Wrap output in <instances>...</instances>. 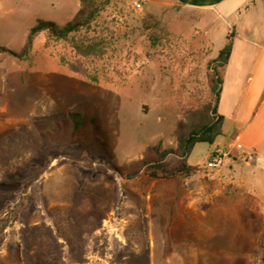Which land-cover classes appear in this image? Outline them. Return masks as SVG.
I'll return each mask as SVG.
<instances>
[{
    "label": "rangeland",
    "instance_id": "obj_1",
    "mask_svg": "<svg viewBox=\"0 0 264 264\" xmlns=\"http://www.w3.org/2000/svg\"><path fill=\"white\" fill-rule=\"evenodd\" d=\"M137 1L97 0L89 27L67 40L40 33L25 59L0 53V264H264V195L236 194L234 179L206 170L224 137L191 150L194 184L142 173L157 149L175 147L184 109L209 98L223 38L212 51L205 13ZM79 7L0 0V46L19 53L37 19L63 25ZM189 185L225 187L230 211L206 219L202 202L190 229L179 195ZM238 198L245 209H232Z\"/></svg>",
    "mask_w": 264,
    "mask_h": 264
},
{
    "label": "crops",
    "instance_id": "obj_2",
    "mask_svg": "<svg viewBox=\"0 0 264 264\" xmlns=\"http://www.w3.org/2000/svg\"><path fill=\"white\" fill-rule=\"evenodd\" d=\"M142 1L152 8L177 6L191 12L205 13L201 26L204 25L206 29L212 51L216 35L223 38L218 52L230 37L231 50L227 63L221 67L222 84L217 104V112L223 117L221 136L224 139L219 141L223 148L216 145L213 150L224 152V166L213 173L212 179L215 182L234 179L236 194H239L240 188L248 185L253 195H264V0ZM216 141L217 138L213 144ZM246 155L252 157L251 162H245ZM201 173L187 178L185 184L201 180ZM208 191L209 188L203 186L180 188V206L185 198V207L193 211L190 229L197 228L201 222L202 218H198V215L204 213L200 206L202 202L208 204L206 219H211L217 213L223 215L231 209V192L226 191L225 187L215 188L211 193ZM234 202L238 206L233 210L245 209L239 198ZM259 207L262 208V205Z\"/></svg>",
    "mask_w": 264,
    "mask_h": 264
},
{
    "label": "trees",
    "instance_id": "obj_3",
    "mask_svg": "<svg viewBox=\"0 0 264 264\" xmlns=\"http://www.w3.org/2000/svg\"><path fill=\"white\" fill-rule=\"evenodd\" d=\"M79 3L80 7L70 21L58 25L50 20L37 19L35 25L30 28L25 44L19 53L2 46H0V53H8L14 58L22 60L28 56L34 38L40 33H46L51 39L64 41L69 35L88 28L97 16L101 4L97 0H79ZM73 47L79 53L92 52L86 46L75 44ZM230 50L231 40L230 37H227L226 45L211 63L220 64L221 67H224L229 58ZM221 84V78L213 70L209 77V98L203 103L191 104L184 109L173 131L174 148L157 149L156 158L141 162V170L145 177L155 181L169 182L187 179L200 172L197 167L191 166L187 159L196 144H213L215 139L222 135L223 117L217 112ZM68 117L77 124L84 121V117L79 113L71 112Z\"/></svg>",
    "mask_w": 264,
    "mask_h": 264
},
{
    "label": "built area",
    "instance_id": "obj_4",
    "mask_svg": "<svg viewBox=\"0 0 264 264\" xmlns=\"http://www.w3.org/2000/svg\"><path fill=\"white\" fill-rule=\"evenodd\" d=\"M141 6H142V1L134 2V7L136 9H140ZM224 158H225L224 152L220 149H216L212 153L210 159H208V162L206 164V170L210 172H215L220 170L224 166ZM251 159L252 157L250 155H246L244 158L245 162H249Z\"/></svg>",
    "mask_w": 264,
    "mask_h": 264
}]
</instances>
